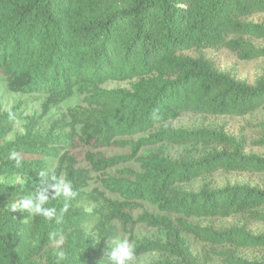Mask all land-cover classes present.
I'll list each match as a JSON object with an SVG mask.
<instances>
[{
  "label": "trees",
  "instance_id": "obj_1",
  "mask_svg": "<svg viewBox=\"0 0 264 264\" xmlns=\"http://www.w3.org/2000/svg\"><path fill=\"white\" fill-rule=\"evenodd\" d=\"M263 11L264 0H0V75L7 89L47 96L45 112L76 96L86 97L87 103L86 109L70 111L79 138L75 130L66 137L52 136L39 131L32 120L22 136L5 142L23 110L0 114V179L25 177L20 185L0 184V264H113L109 254L114 244L123 235L131 236L136 225L164 230L167 241L144 240L134 248V258L159 253L179 264H198L169 219L149 213L133 218L138 202L165 214L198 219L254 215L264 206V191L246 185L181 189L219 170L264 171L263 159L244 156V144L221 132L165 128L131 144L133 156L104 159L88 154L93 169L101 172L132 160L139 148L165 141L213 148L201 158L176 162L158 154L138 158L139 173L126 171L129 179L102 180L121 201L98 191L85 193L88 171L60 155L63 147L121 145L115 139L149 132L184 113L245 117L260 110L264 80L251 86L216 70L204 58L184 53L224 47L243 52L245 59L262 56L264 51L237 37H264V27L241 21ZM108 82L133 84L130 89L101 90ZM13 153L19 166L10 158ZM47 160H57V167L50 169ZM58 182H70L75 196L53 198ZM41 193L48 196L43 207L56 209L51 220L32 214L25 220L11 210L25 198L38 202ZM181 227L218 246H264V235L253 237L244 230L214 232L184 223ZM59 251L65 253L62 260Z\"/></svg>",
  "mask_w": 264,
  "mask_h": 264
},
{
  "label": "rangeland",
  "instance_id": "obj_2",
  "mask_svg": "<svg viewBox=\"0 0 264 264\" xmlns=\"http://www.w3.org/2000/svg\"><path fill=\"white\" fill-rule=\"evenodd\" d=\"M243 23L258 25L264 27V11L252 14L241 20ZM243 42L249 43L254 49L264 51V37L245 35L237 37ZM243 52L231 51L227 48H207L193 49L185 52L184 56L194 59L204 58L210 62L214 68L220 72L230 74L237 80L246 82L255 86L259 81L264 80V53L262 56L252 58H242ZM133 83L130 82H108L101 87V90L112 91L119 89H130ZM47 96L33 94L23 95L11 93L5 83V79L0 75V114H6L16 109L23 110L20 119L13 125L12 133L6 138L5 142H12L17 136H22L26 126L32 120H36L39 125V131H50L52 136L66 137L75 130V135L79 138L80 128L76 127L70 119V111L74 109H86V97L76 96L55 109L44 111V105ZM195 131L199 129L211 130L224 133L236 141L244 144L243 155L257 156L264 160V106L245 117H209L197 116L192 113H184L175 122H169L157 126L154 130L138 134L131 137L117 138L115 142L121 145L113 147L95 149L90 146H75L74 148L61 147L60 155L73 158L76 162V168L87 170L90 177L89 187L85 193L98 191L107 198L121 201L117 195H113L104 188L102 180L107 179H129L125 173L131 171L140 172V165L137 159L146 157L150 154H158L170 159L173 162L187 158L197 159L205 156L212 151V147L204 145H178L171 142L156 143L152 146L139 148L136 156L130 160L119 163V165L97 172L93 169L91 163L87 160L88 154H99L104 159L125 158L133 156L131 144H136L142 140L149 139L153 134L161 129ZM78 142V141H75ZM24 160H31L25 157ZM50 169L54 170L57 160H47ZM25 182L24 176L4 177L0 179V184L7 186H16ZM246 185L264 191V171L246 170V171H226L219 170L211 175L204 176L195 182L183 186L186 192H198L203 187L219 190L225 187ZM18 203V202H16ZM140 209L133 212V218L136 219L142 213H149L158 217L169 219L173 226L180 231L185 241L186 247L191 252L198 264H234L233 260L243 261L250 264H264V246L255 248L237 247L231 245H214L207 243L194 235L188 234L182 230L181 224H189L204 229H210L214 232H224L230 229L244 230L253 237L264 235V206L258 208L253 214H234L228 218L198 219L186 218L173 214L160 212L155 206L147 203L138 202ZM91 208L88 209L90 211ZM23 219L28 220L30 212L28 210H17ZM260 217V218H259ZM130 239L131 246H139L144 240L151 242H166L167 234L164 230L149 228L145 225H136L132 235H123L119 239ZM119 239L114 244L117 245ZM158 262H168L170 264H179V260L162 255L159 253H149L139 258H134L129 264H155Z\"/></svg>",
  "mask_w": 264,
  "mask_h": 264
},
{
  "label": "clouds",
  "instance_id": "obj_3",
  "mask_svg": "<svg viewBox=\"0 0 264 264\" xmlns=\"http://www.w3.org/2000/svg\"><path fill=\"white\" fill-rule=\"evenodd\" d=\"M16 160L17 166L20 165L19 157L13 153L10 157ZM57 197H67L69 200L75 196L72 184L70 182H58L53 185ZM48 201V196L46 193H41L39 196V201L33 200L31 197L20 200L18 203H13L11 205L12 211L17 210H28L32 215H39L45 219L51 220L55 214L56 209L53 207H43L44 203ZM59 259H64L65 253L59 251L56 253ZM110 258L113 264H129L130 261L134 259V246H129L127 238L119 239L116 247L111 250Z\"/></svg>",
  "mask_w": 264,
  "mask_h": 264
}]
</instances>
